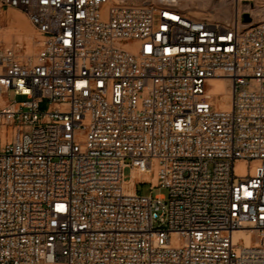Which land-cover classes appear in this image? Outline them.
Instances as JSON below:
<instances>
[{
    "label": "built area",
    "instance_id": "2783aa9c",
    "mask_svg": "<svg viewBox=\"0 0 264 264\" xmlns=\"http://www.w3.org/2000/svg\"><path fill=\"white\" fill-rule=\"evenodd\" d=\"M181 1L0 0V264H264V0Z\"/></svg>",
    "mask_w": 264,
    "mask_h": 264
},
{
    "label": "rangeland",
    "instance_id": "374dc122",
    "mask_svg": "<svg viewBox=\"0 0 264 264\" xmlns=\"http://www.w3.org/2000/svg\"><path fill=\"white\" fill-rule=\"evenodd\" d=\"M233 0H205L204 6L201 9V14H194L196 10L195 7L199 4L196 1L194 7H190L189 9L185 5L184 0L181 1V7L186 10V12L190 15L200 17V18H207L211 21L216 22H223L226 20L232 19L234 15V3ZM245 7V2L241 4V8ZM221 8L226 10V13L221 12ZM18 18V19H17ZM19 22H18V21ZM18 22V23H17ZM2 38L6 42V44L13 46L16 48L20 55L23 58L27 56L34 57L39 49H40V42L41 36L37 33L35 28L28 22V20L19 12L9 11L7 14L4 15L2 19ZM207 90H214L213 95V104L219 105L220 103L225 101V93L223 92L221 86L215 85L210 83L207 86ZM13 98V96H11ZM239 172L242 173L243 171L241 168H238ZM124 179L126 182L131 180V172L130 169L127 168L124 170ZM138 191L142 193H149L151 192L152 195H166L167 190L161 188H155L150 191V185H139ZM175 238H172L173 245L175 244Z\"/></svg>",
    "mask_w": 264,
    "mask_h": 264
},
{
    "label": "bare ground",
    "instance_id": "6f19581e",
    "mask_svg": "<svg viewBox=\"0 0 264 264\" xmlns=\"http://www.w3.org/2000/svg\"><path fill=\"white\" fill-rule=\"evenodd\" d=\"M196 1L199 2V4L197 5L196 10L198 11H195L194 14L198 15V14H201L200 12V8L202 9L203 6H204V2L205 0H184L185 2V5L187 6V8L189 9L190 7H194L195 6V3ZM233 2V1H232ZM235 7V5H234ZM222 13H226V10H224L223 8L220 9ZM18 19V18H17ZM18 21V20H17ZM19 22V21H18ZM17 22V23H18ZM212 84H215V85H219L221 86L223 92L225 93V101L221 102L220 103V106L222 108H228L229 107V94H230V91L228 89V83L225 81V80H221V79H215V80H212L211 81ZM209 95L213 97L214 95V90H210L209 91ZM146 179L148 178V176H144ZM246 240L249 241L250 240V237L247 236L246 237Z\"/></svg>",
    "mask_w": 264,
    "mask_h": 264
},
{
    "label": "water",
    "instance_id": "95a60500",
    "mask_svg": "<svg viewBox=\"0 0 264 264\" xmlns=\"http://www.w3.org/2000/svg\"><path fill=\"white\" fill-rule=\"evenodd\" d=\"M243 18H244L245 22H249L250 21V18H249V16L247 14H244Z\"/></svg>",
    "mask_w": 264,
    "mask_h": 264
}]
</instances>
